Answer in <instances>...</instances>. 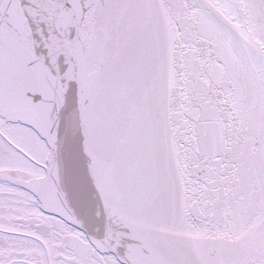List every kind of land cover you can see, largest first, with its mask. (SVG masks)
<instances>
[{"label": "snow or ice", "instance_id": "1", "mask_svg": "<svg viewBox=\"0 0 264 264\" xmlns=\"http://www.w3.org/2000/svg\"><path fill=\"white\" fill-rule=\"evenodd\" d=\"M0 264H264V0H0Z\"/></svg>", "mask_w": 264, "mask_h": 264}]
</instances>
